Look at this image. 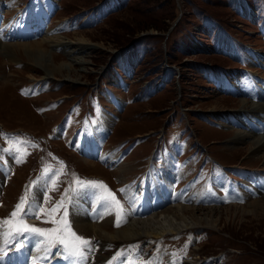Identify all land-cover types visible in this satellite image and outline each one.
<instances>
[{"label":"rangeland","instance_id":"374dc122","mask_svg":"<svg viewBox=\"0 0 264 264\" xmlns=\"http://www.w3.org/2000/svg\"><path fill=\"white\" fill-rule=\"evenodd\" d=\"M46 1L0 0V24L10 22L12 32L27 16L45 19L42 32L1 40L40 42L36 47L42 51V66L34 63L37 53L28 49L13 53L16 63L0 54V133L6 134L0 135V221L11 219L21 198L35 193L33 208L26 206L25 223L54 228L53 219L66 208L71 230L90 240L95 251V234L76 227L71 218L77 196L72 189L81 190L77 178L107 186L87 187L95 193L89 199H99L96 192L101 191L107 196L110 190L125 212L133 213L144 202H133L131 195L146 192L150 175L160 181L174 168L165 191L172 186L176 192L171 199L178 193L189 207H217L193 212L212 225L169 232L154 243L143 237L106 239L99 254L113 261L131 248L126 251L150 264L191 259L194 264H264V192L251 189L252 197L243 194L245 181L249 190L262 185L264 168L260 159L248 157L249 140L232 141L231 135L246 127L232 122L230 115L240 98L260 99L239 94L235 87H242L249 74L253 83L264 84V0H52L51 12L42 15L39 7ZM30 3L36 6L31 12ZM52 36H62L61 41L81 38L89 47L81 54L85 62L58 68L42 80L47 67L67 62L63 48L42 42ZM70 46L80 48L78 43ZM103 120L107 130L95 143L94 128ZM86 135L92 139L88 152L98 144L100 152L112 157L109 164L81 153L78 144L85 150ZM9 147L18 150L4 151ZM46 167L51 169L47 175ZM149 189L155 193L156 187ZM65 192V207L49 215ZM256 199L260 204L254 211L250 204ZM98 201L110 210L100 227L114 232L125 220L115 226V207ZM86 205L91 214L89 201L82 207ZM37 206L44 209L39 218L33 214ZM190 215L184 220L191 221ZM140 216L150 218L152 212ZM165 219L163 226L185 224ZM13 241L4 254L16 250Z\"/></svg>","mask_w":264,"mask_h":264},{"label":"bare ground","instance_id":"6f19581e","mask_svg":"<svg viewBox=\"0 0 264 264\" xmlns=\"http://www.w3.org/2000/svg\"><path fill=\"white\" fill-rule=\"evenodd\" d=\"M52 3H53L52 0H47L44 8L43 6L39 7V12L41 11L42 15L43 14L46 15L49 11L51 12ZM31 6L33 8L36 7L35 5H33V3H30V6L28 7V10L30 12H31L30 10ZM40 16H41L40 14L38 15V17L34 16V18L27 16L25 20L22 22L24 25H19L18 30L16 32H12L10 30V26H12L10 22H4L0 24V54L10 59V61L16 63V59L13 58V53L17 51H22V50L26 51L28 49L30 51L37 53V59H35L36 61L34 63L36 65H38L39 63L40 66H42V63L38 61V58H41L39 57V55L42 53V51L36 47V46H39L40 42L28 43V44L26 42H16V43H7V42L2 43L1 42L2 39H8V38H14V37L20 38V37L27 36L30 32L39 33V32L44 31L45 29H44L43 24H44L45 19L41 21ZM61 37L62 36L60 37L52 36L50 38L42 39V42L44 41L54 42L53 44H51V46L52 47L60 46V48H63L65 54L68 56L67 62L62 64L61 66L55 65L50 68L47 67L45 74L41 78L42 80L52 77V72L58 68H59L58 71H61L62 68L68 70L72 66H75L74 63L78 64V63L85 62L81 58L82 57L81 54L84 51L83 49H87L89 47V43H87L81 38L73 39L75 42L72 39L61 41V39L59 40V38ZM70 43H78L80 48H78L77 50L75 48L73 49L70 46L71 49H68ZM43 64L44 65L48 64L47 59L43 60ZM83 70L85 69L78 68L77 72H80ZM247 76L248 78L242 80V83L244 85H242V87L240 86L239 88L235 87V91H237L239 94H244V95L249 94L248 97H252L256 100H258L259 97L260 99L258 102H254L250 99H245V98H240L239 100H237L239 101L238 107L233 112V114H230L232 116V122H235L236 124H239L246 128L245 130L237 129V131H235L233 135H231V139L235 144L239 142L240 143L247 142L249 140L248 141L249 142L248 157L260 159L261 167L264 168V152H263L264 151V123H263L264 122V96H263L264 93H261V92H264V84H257V83L255 84L253 83L254 79L251 77V75L249 74ZM66 77H68V75H66ZM227 115L228 114L224 115V117L226 118ZM255 119L261 120L259 124L262 127L255 122ZM248 121L251 124H254L255 126L251 127ZM228 124L230 123L228 122ZM261 129H263V131L259 132ZM106 130H107L106 120H103V122L96 125L93 131V136H92L95 143L100 139V137L105 133ZM83 139H87V140H82V144L84 145L85 150L80 148L81 147L80 142L78 144L79 150L81 151L83 155H86V156L95 155L94 158L98 159L102 163L109 164V160L112 157L110 155H107L108 153L106 152L105 153L100 152V150H98L99 148L98 144L94 146L95 151L90 150L88 152V149L90 148V142L92 140L91 135H86L84 136ZM173 173H174V168L173 169L169 168V172L164 173L162 176V180L160 181H155L154 177L150 174L145 176V179H146L150 175L149 178L147 179V182L149 181V183H148L146 192L143 195H135V194L131 195L133 202L139 201V200L144 202L142 205L143 207L141 206L143 210H140L141 209L140 205H138V207H136L135 209L133 208V213L131 211L129 212L126 211L125 212L126 221L122 222V225L118 229H116L114 232H107L103 230V228L100 227V225L102 226V223L107 221L108 218H107L106 213L110 211L109 209H107V206H105L108 204H105L104 202L103 204L104 206H103L101 201H98L99 199L100 200L103 199V197L105 196H102L101 193L96 192L97 193L96 195L98 197L100 195L99 199H95V196L93 197V199H89L90 195L92 197V194H93L91 192L92 188H85V189H91L89 190L88 194H83L84 192L86 193L85 189H83L82 193H80L79 195L75 196L72 199V208H71L70 213H71V218L74 221V225L78 228L86 230L87 232H91L95 234V237H96V243H95L96 250L95 251L96 252L91 248L90 245H87L88 247L84 248L83 258L70 256L65 251L64 247L59 244L56 245L55 247H52L50 251L46 252L45 244L43 243L45 238L39 235H34V234L29 233V234L20 235V236L15 237L14 241L19 242L23 246L17 247L16 250H13L14 248L11 249L13 251L9 255H7L6 253L5 255L4 252L5 251L7 252L6 249L7 247L10 246V244L8 243L7 246H5L3 241L0 240V249H3V251H0V264H33L34 260L36 261V264H40V263L41 264H150L151 261L139 260L138 258L134 257V253L132 251L131 253L130 251H126L131 248L125 249V251L122 250L123 252L121 251L122 253H119L116 256V259L114 260L112 259L113 261H107V257L105 255L99 254V252L103 250V246H104L106 239L134 241L140 237H143V239L148 240L147 243H149V239L152 238V243H154L157 238H159L162 235L164 236V234L169 233V232L170 233L177 232L185 228L194 227L195 225H203V224L212 225L211 221L207 220L206 218L204 219L196 218L193 212H195V209L200 210V211H204L207 209L208 212H213L217 210V207L215 206L208 207V208L200 207L199 209L197 207L196 208L189 207L188 205H186V203H184L187 199L185 197L183 198L178 193L175 194L174 199H171L172 192H176L175 188H173L174 191L172 190V186L168 191H165V188H167L168 183L171 182V179H173ZM260 176L261 177H259V179H261L262 185H260L259 187L255 186L253 188L251 185V188L249 190L248 183L246 181L244 182L243 188L246 191H244L245 193L243 192V194L245 196L247 195L246 197H252V195H250L251 189L255 190L256 193L259 192V194L264 192V175L260 174ZM141 182H138L137 184H141ZM174 182L175 181H173V183ZM142 185H140V188ZM152 185H155L156 187L155 193L150 192L149 186H152ZM173 185L175 186V183ZM80 191L82 190H79L77 192L79 193ZM132 191L129 190L128 192H132ZM33 194L30 197H28L30 203L26 206L30 208L29 210L33 208L35 193ZM193 199L194 197L191 198L192 201H194ZM261 200H263L264 202V195L262 196ZM85 201L86 202L89 201L90 203L89 207L91 206L90 209H93L92 211H90L92 215L88 214V211L86 212L85 209L88 208L87 205L86 207H82L83 202ZM167 202H169V205H167L168 204ZM259 202L260 201H257V199L253 200L252 203L250 204V206H252L253 208L251 210H254V211L257 210V207L260 204ZM129 207H131L130 202H129ZM147 212H150V213L152 212V216L150 218H143L142 216H140V215L146 214ZM102 213L104 214L103 218H101ZM186 213L191 214L190 215L191 221L184 220L185 219L184 216L186 215ZM162 218L163 219L169 218L170 221H172L173 218L181 219V220H184L185 224L184 226L183 224H180V223L171 224L170 226H167V225L163 226L161 223ZM125 223L127 224L125 225ZM155 224L157 225L155 226ZM41 257H44V259H40ZM19 261H22V262L19 263ZM194 262L195 260L191 259V260L185 261L183 264H194ZM203 264H211V263L206 262Z\"/></svg>","mask_w":264,"mask_h":264},{"label":"snow or ice","instance_id":"6c2138e0","mask_svg":"<svg viewBox=\"0 0 264 264\" xmlns=\"http://www.w3.org/2000/svg\"><path fill=\"white\" fill-rule=\"evenodd\" d=\"M0 135H6L4 133H0ZM14 141H19V137L13 138ZM21 143H28V141H23ZM18 149H15L13 147H9L8 149H4V151H16ZM45 175H47L51 169L46 167L45 168ZM77 183H79L81 190L87 188V187H104L107 189V186L103 184L101 181H80L79 178H77ZM55 183V181H53ZM74 193L79 195L78 192H76L75 189H72ZM67 198V192H65L64 196H62V199L58 201L51 209L48 210L49 215H54L56 212H58L61 208L65 207L64 200ZM103 200L107 201L109 203V206H114L116 209V223L115 226L119 227L120 222L122 219L126 221V213L123 205L120 203L119 200H117L114 196V194L111 193V191H108V195L106 197H103ZM71 202V201H69ZM30 201L27 199V197H22L20 202L15 206L13 212L10 214L11 219L0 221V240L3 241L4 245L7 246V244L10 241L15 240L16 236L25 235V234H34L44 237L43 243L45 244V251H50L52 247H55L57 244L62 245L65 249V251L70 256L75 257H84V247L89 245L91 243L90 240L85 239L83 237L78 236L74 231L71 230V227L68 224V221L66 219L68 213L67 209L65 208L63 216H61L58 220L53 219V223L57 226L51 229H42L35 226H30L27 223H25V216L27 215L28 208L26 205H28ZM44 212V209L40 206H37L35 212L33 213L37 218L40 217V215ZM111 214V213H108ZM103 213L101 214V218H103ZM5 226H7V230H5ZM14 247H22L23 245L19 242H16ZM0 251H3V249H0ZM40 259H44V257H41ZM33 264H36V261H33Z\"/></svg>","mask_w":264,"mask_h":264}]
</instances>
